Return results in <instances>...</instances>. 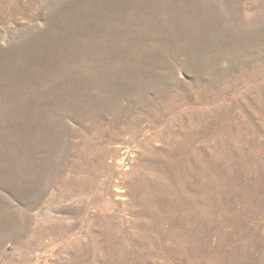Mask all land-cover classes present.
Wrapping results in <instances>:
<instances>
[{
  "label": "rangeland",
  "instance_id": "rangeland-1",
  "mask_svg": "<svg viewBox=\"0 0 264 264\" xmlns=\"http://www.w3.org/2000/svg\"><path fill=\"white\" fill-rule=\"evenodd\" d=\"M0 264H264V0H0Z\"/></svg>",
  "mask_w": 264,
  "mask_h": 264
}]
</instances>
